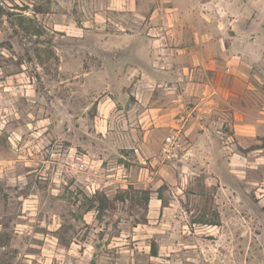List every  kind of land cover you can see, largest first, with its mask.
<instances>
[{
  "label": "rangeland",
  "instance_id": "1",
  "mask_svg": "<svg viewBox=\"0 0 264 264\" xmlns=\"http://www.w3.org/2000/svg\"><path fill=\"white\" fill-rule=\"evenodd\" d=\"M0 264H264V0H0Z\"/></svg>",
  "mask_w": 264,
  "mask_h": 264
},
{
  "label": "built area",
  "instance_id": "2",
  "mask_svg": "<svg viewBox=\"0 0 264 264\" xmlns=\"http://www.w3.org/2000/svg\"><path fill=\"white\" fill-rule=\"evenodd\" d=\"M179 135V132H175L166 138L163 152L167 158L172 157V151L175 150L178 145Z\"/></svg>",
  "mask_w": 264,
  "mask_h": 264
},
{
  "label": "crops",
  "instance_id": "3",
  "mask_svg": "<svg viewBox=\"0 0 264 264\" xmlns=\"http://www.w3.org/2000/svg\"><path fill=\"white\" fill-rule=\"evenodd\" d=\"M117 3H118V0H117ZM119 4L120 5H123L121 2H119ZM111 5H112V2H111ZM207 129V128H206ZM205 132H207V131H205ZM147 135H149V134H147ZM157 199V202H156V205H159V206H161V207H163V208H165L166 206H162V200H161V198H153V200H156Z\"/></svg>",
  "mask_w": 264,
  "mask_h": 264
},
{
  "label": "trees",
  "instance_id": "4",
  "mask_svg": "<svg viewBox=\"0 0 264 264\" xmlns=\"http://www.w3.org/2000/svg\"><path fill=\"white\" fill-rule=\"evenodd\" d=\"M161 199H162V198H161ZM162 205H163V206H167V204L164 202L163 199H162ZM153 255H155V256L158 255V251H157V249H155V250L153 251Z\"/></svg>",
  "mask_w": 264,
  "mask_h": 264
}]
</instances>
